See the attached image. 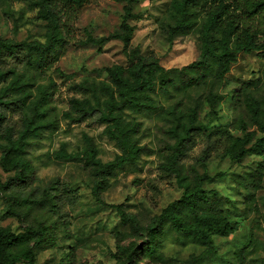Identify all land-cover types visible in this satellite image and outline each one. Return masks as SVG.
<instances>
[{
  "label": "rangeland",
  "instance_id": "1",
  "mask_svg": "<svg viewBox=\"0 0 264 264\" xmlns=\"http://www.w3.org/2000/svg\"><path fill=\"white\" fill-rule=\"evenodd\" d=\"M178 1L134 2L135 32L125 46L111 35L120 27L127 1L86 0L68 29L66 42L49 54L44 65H28L18 71L30 81L33 97L38 96V86L47 87L50 97L44 104L46 117L58 122L57 129L31 138L27 146L25 157L34 168L32 183L26 192L15 193L23 215H8L9 202L0 195V227L20 232L28 225L45 223L46 239L36 249L37 264H264V149L241 158H217L206 167L194 158L183 163L184 172L191 178L205 170L212 176L203 189L214 207L234 223L232 233L215 234L212 242L206 244L175 231L167 222L158 235L156 252L142 249L147 225L183 193L176 178L161 168L170 153L169 144L174 141L168 133L172 124L169 110L178 106L184 119H188L195 108L200 121L212 128H226L236 138L253 133L246 147L259 139L264 141V132L250 116L257 102L264 114L263 50L238 53L237 61L220 77L215 76L213 69H206L199 82H179L168 92L157 84L151 92L161 105L157 110H124L127 120L139 123L136 137L146 150L136 164L116 171L102 195L109 204L123 203L125 210L139 220L138 226L123 223L115 208L96 200L92 194L94 177L84 161L59 160L54 156L62 145L70 153L82 151L84 133L94 138L98 156L104 162L113 160L118 153L117 145L104 132V124L68 125L63 112L69 109L68 99L77 94L74 83L84 79L110 82L107 68L114 65L129 69L140 63L147 66L157 62L166 69H180L198 59L201 25L215 2L202 0L196 4L198 24L190 33L170 41L168 29L174 24ZM237 14L240 25L249 24L258 33V42H264V25L259 16L244 14L240 9ZM49 25L39 15V9L27 1L0 0V37L17 42L26 38L44 41ZM13 174L0 163L3 181ZM57 179L62 187L76 189L80 195L68 222L59 218L52 202L46 206L35 203ZM136 247L133 262H128L127 253Z\"/></svg>",
  "mask_w": 264,
  "mask_h": 264
},
{
  "label": "trees",
  "instance_id": "2",
  "mask_svg": "<svg viewBox=\"0 0 264 264\" xmlns=\"http://www.w3.org/2000/svg\"><path fill=\"white\" fill-rule=\"evenodd\" d=\"M39 9V15L49 21V30L44 41L26 38L20 42L0 37V163L6 172L14 171L6 181L0 176V195L9 202L7 214L22 216L23 210L17 207L15 193L29 190L34 168L26 159L25 153L31 138L40 137L45 131L58 128L56 120L47 119L44 104L50 97L47 87H37L38 96L33 97L29 89L31 83L18 72L28 65L43 66L50 53L66 42L68 29L78 10L86 0H21ZM125 13L119 29L111 36L120 39L125 46L134 36L135 26L133 3L139 0H126ZM202 0H179L176 6L174 24L168 29L169 39L190 33L198 24L196 4ZM215 4L207 12L200 29V54L196 61L182 68L166 69L157 62L143 63L126 69L121 65L107 68L110 82L84 79L74 83L77 94L68 99L69 109L63 112L68 125L104 124L106 136L115 142L118 153L113 160L104 162L98 156L94 138L83 134L82 151L70 153L65 145L54 156L59 160H82L89 167L94 184L92 194L103 205L113 207L123 223L138 226L139 220L127 212L124 204H109L103 192L110 186V178L118 169L136 164L146 150L140 144L136 133L139 123L127 120L124 110L154 111L159 105L151 92L159 84L160 90L168 92L179 82H199L206 69H213L215 76L227 73L237 61L240 52L264 51V42H258V33L249 24L240 25L237 10L244 14L259 16L264 25V0H214ZM15 26L16 19H14ZM104 39L94 40L103 42ZM29 111L31 114H29ZM196 109L190 111L188 119L178 106L169 110L172 124L168 133L173 138L169 144L170 153L161 164L163 171L176 178L183 193L170 202L162 212L147 225V239L142 248L156 252L158 235L167 222L171 227L186 235H191L206 244L212 242L215 234L227 236L235 230L234 223L220 209L214 207L209 195L203 189L204 183L212 176L207 170L193 178L183 170V163L194 158L203 167L207 163L230 155L241 158L249 152L260 153L264 141L257 140L246 147L253 133L245 138H236L223 127H209L197 118ZM252 121L264 132V114L261 104L255 103L250 113ZM239 146V147H238ZM238 148V149H237ZM80 200L76 189L61 186L59 180L52 182L35 200L39 206L52 202L55 213L68 222L70 210ZM46 225H28L23 231L15 232L0 227V264H37L36 249L46 239ZM141 248V247H139ZM138 247L127 253V261L133 262Z\"/></svg>",
  "mask_w": 264,
  "mask_h": 264
}]
</instances>
